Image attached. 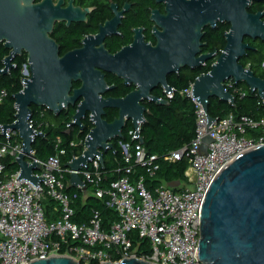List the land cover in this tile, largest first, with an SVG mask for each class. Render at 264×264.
I'll return each instance as SVG.
<instances>
[{
	"label": "water",
	"instance_id": "obj_1",
	"mask_svg": "<svg viewBox=\"0 0 264 264\" xmlns=\"http://www.w3.org/2000/svg\"><path fill=\"white\" fill-rule=\"evenodd\" d=\"M165 1V14H160L157 9L152 11V17L161 28L156 33L157 44L135 51L126 67L119 54L109 55L101 47H83L59 55L50 35L54 23L85 19L84 12L74 7L71 0L64 7L61 6L63 0L56 4L53 0H0V43L9 50L0 72L9 71L16 55L27 54L23 73L28 76L22 78V89L12 95L15 120L0 125L1 132L17 131L22 141L21 150L15 157L19 167L16 179L26 178L36 187L40 180H45L33 174L34 170L40 169V164L32 158V143L41 131L29 122L31 105L46 107L58 116L80 98L70 124L82 130V120L88 115L92 127L86 135L82 153L72 157L65 166L70 169L69 185L85 190V181L78 171L87 168L95 156L103 167V154L113 150L112 139L123 138L128 121L136 128L132 136H138V126L145 121L146 111L141 100L147 98L153 88H162L165 94L173 91L168 83L170 74L178 73L183 66L198 67L213 56V52L197 53L203 45V26H214L218 21L229 23V29L224 33V48L211 69L192 82V95L207 116V130L216 119L208 113L209 99L216 97L231 104L235 101L234 94L225 86L226 81L244 82L250 91L264 97V77L255 75L239 62L247 50L252 49L244 41L246 36L264 41L263 12L248 11L249 3L260 0ZM101 69L116 72L125 82L133 80L135 89L124 97H101L106 90ZM77 80L81 84L72 87V82ZM151 98L157 104L169 103L168 99L158 95H151ZM107 108L117 110L111 121L104 118ZM201 139L203 152L207 151V143L215 140L209 134ZM138 141L143 143V138L139 137ZM179 182L169 181L167 185L176 188ZM198 257L202 264H264V144L236 155L210 183L201 208ZM28 264L84 263L70 255L59 254L34 259ZM99 264L155 263L127 257Z\"/></svg>",
	"mask_w": 264,
	"mask_h": 264
},
{
	"label": "built area",
	"instance_id": "obj_2",
	"mask_svg": "<svg viewBox=\"0 0 264 264\" xmlns=\"http://www.w3.org/2000/svg\"><path fill=\"white\" fill-rule=\"evenodd\" d=\"M21 83L24 85L22 80ZM225 86L233 88L237 94L245 93L231 79ZM173 92L166 95L171 97ZM181 94L190 97L197 107L195 134L191 141L160 158L148 153L138 141L142 124L139 123L138 136H132L136 128L128 132L133 143H122L123 159L127 163L125 175L104 185L98 156L90 160L87 168L78 171L92 193L104 198L105 204L118 215V220L107 228H102L97 210L86 222L72 221L76 194L65 191L60 174V155L64 149L43 160L31 151L32 158L40 164V169L34 170L33 174L45 179L39 181L38 187L26 178L16 179L19 167L11 174L6 173L3 160L7 155H12L15 160L22 141L17 131L8 129L7 134L1 132L0 127L5 137L0 142V264H28L34 259L59 254L70 255L84 264L127 257H138L155 264H202L198 257V241L206 192L214 177L236 155L264 144V115L257 119L247 114L228 113L216 118L207 130V116L192 95V83ZM6 95V89L0 88V103ZM29 122L31 124L30 118ZM206 134L215 140L207 143V151L203 152L201 137ZM85 138L76 144L84 147ZM30 156L27 157L29 161ZM161 159L168 162L186 160L185 180L179 182L184 183L182 188L174 190L160 182L150 190L143 175L131 181L134 164L153 176L160 168ZM66 170L70 173L69 168ZM48 200L53 202L50 217L44 208V202ZM135 237L147 245L148 253L143 249L138 252L133 244Z\"/></svg>",
	"mask_w": 264,
	"mask_h": 264
},
{
	"label": "trees",
	"instance_id": "obj_3",
	"mask_svg": "<svg viewBox=\"0 0 264 264\" xmlns=\"http://www.w3.org/2000/svg\"><path fill=\"white\" fill-rule=\"evenodd\" d=\"M257 9L264 10V3L262 5L253 3L249 7L251 12H256ZM228 27V23H224L221 28L220 36L217 40L219 49H223L226 43L223 31ZM245 41H248L252 49L248 50L247 54L239 62L249 67L255 75L264 77V41L248 38ZM8 53L9 50L0 43V70L4 65L3 58ZM12 63L13 66L7 73L0 72V88H5L7 91V95L0 103V125L9 124L15 120L14 115L16 109L12 95L20 91L23 87L21 80L24 74L22 71L24 65L27 63V54L23 52L20 55H16ZM210 69L211 63L208 61L200 69H188L173 75L168 80V83L174 90L172 96H167L163 91L157 92L158 96L168 99L169 103H145V121L140 127V137L143 138V145L148 153L157 154L161 158L163 154L179 148L184 143L191 141L194 137L197 107L192 99L186 95H182L181 91L188 88L198 75L208 72ZM237 86H241L245 93L243 95L237 94L233 88H227L235 96L233 104L216 97L209 99L208 113L210 116L221 118L228 113H233L236 116L247 114L258 119L264 115V97H260L256 91H250L244 82L238 83ZM76 106L77 104L69 106L56 116L46 107L32 104V113L30 116L31 125L37 131H41V135L35 137L32 143V149L34 150L35 157L41 160L56 154L60 149H64V153L60 155V166L62 168L60 174L65 183V191L70 194H76V198L72 203L74 208V215L71 218L72 221L76 223L86 222L89 220L91 213L97 210L102 220V228H107L112 222L118 220V215L112 208L105 204V199L95 196L88 183H86L85 191L81 188L72 187L68 183L69 172L66 170L67 167L65 164L72 157L82 153L84 149L83 145L76 144V142L85 138L92 127V122L88 115L82 120L84 124L82 130L70 124ZM116 115V109H106L105 118L108 121H111ZM132 129L133 126L128 121L126 127L123 129V138L116 137L112 139L113 150H107L103 154L104 166H100V170L104 185H109L110 181L126 174L125 168L127 163L123 159L122 143L129 145L133 143V139L128 133ZM3 140H5V137L0 133V142ZM3 161L6 173L11 174L18 169V164L12 155H7ZM186 168V160L168 162L161 159L160 168L156 171L155 175L149 176L143 168L134 164L132 172L130 173V179L133 181L138 176L143 175L147 188L153 190L160 182L184 181V171ZM174 190H177V187ZM52 203V200L44 202L47 217L51 216ZM133 244L137 246L139 253L142 249L147 253L150 251L147 245L144 242L140 243L136 237L133 239ZM61 252L63 253L64 250L62 249ZM89 264H96V262H90Z\"/></svg>",
	"mask_w": 264,
	"mask_h": 264
},
{
	"label": "flooded vegetation",
	"instance_id": "obj_4",
	"mask_svg": "<svg viewBox=\"0 0 264 264\" xmlns=\"http://www.w3.org/2000/svg\"><path fill=\"white\" fill-rule=\"evenodd\" d=\"M69 1L70 0H63L61 6H66ZM71 1L74 7H79L80 12H84L85 19L76 18L69 23H67V20H57L54 23L50 35L52 36L53 34L52 37L58 47L60 56L68 51L83 47L90 49L101 47L109 55L119 54L122 60H124L125 64H123V66L127 67V60L129 61L134 57L135 51H140L139 49L144 46L151 48L157 44L158 38L156 33L161 28L157 24L155 18L152 17V11L157 9L160 14H165V0ZM263 1L264 0L249 3L248 11L251 12L249 7L253 3L262 5L264 3ZM53 2L56 4L58 0H53ZM257 11H262L264 16L263 9H257ZM75 16L78 17L79 14L76 13ZM224 23L228 22L218 21L214 26L206 25L202 28L203 33L201 42L203 45L200 46V52H198L197 55L213 52V56L202 62L198 67L190 68L188 66H183L179 69L178 73L188 69H200L206 65L208 61H210L211 65L215 62L216 58L223 50L219 49L217 40L219 39V34ZM228 29L229 27L223 31V36ZM246 38L251 39L247 36L245 39ZM101 72L103 73L106 86V90L100 94L101 97H124L136 87V83L133 80L129 79L125 82L124 78L116 72L106 69H101ZM178 73L170 74L168 80ZM80 84V80L73 81L72 87H78ZM158 91L163 90L162 88H153L147 98H143L141 102L144 105L145 103L153 102L151 95H157ZM79 100L80 98L75 101V104H77Z\"/></svg>",
	"mask_w": 264,
	"mask_h": 264
},
{
	"label": "rangeland",
	"instance_id": "obj_5",
	"mask_svg": "<svg viewBox=\"0 0 264 264\" xmlns=\"http://www.w3.org/2000/svg\"><path fill=\"white\" fill-rule=\"evenodd\" d=\"M28 76V75H27ZM184 186V183H181L177 186L178 189L182 188ZM87 195V194H86Z\"/></svg>",
	"mask_w": 264,
	"mask_h": 264
}]
</instances>
